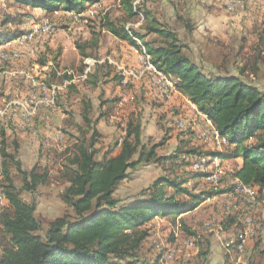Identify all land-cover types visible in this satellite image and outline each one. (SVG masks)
<instances>
[{"label":"trees","instance_id":"obj_1","mask_svg":"<svg viewBox=\"0 0 264 264\" xmlns=\"http://www.w3.org/2000/svg\"><path fill=\"white\" fill-rule=\"evenodd\" d=\"M4 1L46 12L65 10L78 14L100 0ZM122 4L129 19L142 13L148 20L145 34H157L160 40H146V35L120 27L109 18L104 27L142 50L135 37L140 39L151 57L150 62L173 81L175 88L195 104L227 140L225 149L203 151L201 147L179 145L175 151L159 155L157 148L162 142L150 141V147L145 145L142 109H133L126 118L125 134L103 159H98L96 143L102 135L94 125L96 122L85 116L87 129L78 127L80 134L73 152H69L65 163L56 170L57 181L66 185L60 198L68 208L44 228L36 215L37 200H26L22 191L34 193L41 185L49 183L50 167L38 164L25 168L18 158L16 141L13 146L9 145L7 130L0 121V188L8 201L0 212V264H159L162 251L154 259L144 258L140 253L150 235L147 223L161 216L176 222L183 214L179 219L182 228L188 235L195 236V231L185 223L186 215L208 198L235 191L240 184L264 189V90L243 78L260 71L264 29L258 34L257 55L247 57L239 73L209 72L187 52L189 45L176 29L149 10L142 12L134 0H122ZM16 20L14 15L8 14L2 25L16 23ZM183 20L188 35L192 34V19ZM23 34L21 29H0V45ZM88 132H91L89 136ZM215 158L242 159V164L230 173V178L236 182L227 190L195 191L188 186L191 180L207 179L214 173L204 167ZM152 159L164 169L165 164H169L167 169L172 172L156 177L138 198L126 201L117 197L120 185L130 177L131 170ZM203 159L207 160L204 167L192 168ZM18 176L21 187L16 182ZM232 222L235 221L232 219ZM200 253L208 257L209 246ZM238 264H264V248L257 244L247 263Z\"/></svg>","mask_w":264,"mask_h":264},{"label":"rangeland","instance_id":"obj_2","mask_svg":"<svg viewBox=\"0 0 264 264\" xmlns=\"http://www.w3.org/2000/svg\"><path fill=\"white\" fill-rule=\"evenodd\" d=\"M134 1L142 12L149 10L157 19L176 29L180 37L189 45L187 52L205 71L221 70L239 73L238 69L245 64V59L257 55L255 52L258 34L264 29V0ZM232 3L235 8L229 9ZM208 13L209 18L206 16ZM8 14L14 15L17 22L2 25ZM238 14H241L237 20L239 26H233L236 23L231 17ZM108 18L120 27L125 26L146 35V40H160L157 34H145L148 20L142 13L128 18L122 0H100L88 6L82 13L74 15L65 10L44 14L41 11L0 0V29H21L27 33L33 32L30 37L29 34L25 36V40H30L27 46L34 45L38 48L32 49V55L37 52L36 58L39 61L42 55L48 52L53 55L54 63H59L58 71L51 72V77L45 74L48 70H39L31 74L30 79L35 77L46 82L40 84L41 88L31 87L25 98L30 95L43 96L42 91L47 89L46 86L57 85L61 88L57 93L56 104L57 106L62 104V101L70 99V93L66 92L70 87L66 82L73 77V74L69 72L72 69L77 81L76 86L82 85L90 90L100 87V101L109 106L105 111L111 114L107 112L105 114L104 108L101 107H98L99 113L101 114L103 110L101 117L103 115H107L109 119L113 117L112 123L116 131H122L125 134L124 127L129 112L133 108L142 109L143 141L147 147H150L151 142H162V145L157 148L159 155L169 154L179 145L201 147L203 151L224 150V143L227 140L220 136L210 121L203 118L192 107L190 101L181 96L183 94H178L173 81L171 84L174 87L161 86L154 81L153 74L148 69V65L151 68L153 63L150 62L151 57L146 54V48L140 39L135 37L142 50L116 37L104 27ZM183 19H192L194 23L192 34L188 35ZM230 23L233 25L228 30L226 27ZM49 25L53 26L54 30L47 28ZM47 37L53 39L55 44L51 45V40H47ZM16 45L17 48H27L23 44ZM29 53L31 54V51ZM20 55V51L13 53V56L17 58ZM135 55L136 61L132 59ZM93 58L99 62L93 64L92 72L83 78L86 60ZM259 65L258 73H250L243 78L264 90V50L261 53ZM126 70H137L138 74L137 76L129 75ZM2 72L3 69L0 70V108L6 106L11 100L21 97V95L12 96L13 88L8 84L6 74H1ZM159 78L162 79V77ZM162 81L167 80L162 79ZM35 83L39 85L36 81ZM29 105L32 104L29 103ZM12 108L14 109V106ZM15 112L9 109L7 115L10 116ZM11 117L7 120L9 127ZM61 130L66 131L65 128ZM12 143L13 141L9 145L13 146ZM67 147V149L51 153L50 164L48 161L36 163V165L48 167L52 165L49 183L41 185L34 193L22 191L26 200L30 201L32 198L37 200L36 215L42 220L44 228L48 227L51 220L63 215L68 208L60 198V193L66 185L57 181L56 173V170L65 163L69 152H73L74 147H70L69 144ZM10 150H14L13 147H10ZM100 156L101 154L98 153L97 157ZM206 161L203 159L192 168H202ZM220 161L221 158H215L213 164L204 167L211 166L210 169L214 171L207 178L208 180H191L187 185L195 191L227 190L229 185L234 183L230 178V171L235 165H222ZM165 165L166 169L152 159L132 169L130 177L120 185L116 193L117 197L126 201L140 197V194L153 183L156 177L172 172L171 169H167L169 164ZM24 167L27 168L26 165ZM182 171L183 168L179 172ZM16 182L21 187L20 177ZM238 187L235 191L208 198L188 215L185 222L195 231V236L188 235L182 228L179 219L183 214L178 216L176 222L161 216L147 223L146 227H150V235L141 249L142 257L154 259L162 251L159 264L165 263L166 255L167 263L165 264H209L208 257L206 259L201 257L199 249H207L208 243L215 239L226 253V264L247 261L257 244L264 248V189H255L250 186L246 188L243 185V189H249V194H255V198H251ZM6 200L0 201V211L2 206L7 205ZM232 219L235 222H232ZM232 240L236 242L228 245ZM243 240V250L240 251L237 244ZM1 253L2 248H0V256Z\"/></svg>","mask_w":264,"mask_h":264},{"label":"crops","instance_id":"obj_3","mask_svg":"<svg viewBox=\"0 0 264 264\" xmlns=\"http://www.w3.org/2000/svg\"><path fill=\"white\" fill-rule=\"evenodd\" d=\"M208 2H213L208 0ZM31 8V7H27ZM36 11H41L44 14L46 12L40 8H31ZM76 13H73V15ZM80 14V13H78ZM209 18L210 14H206ZM241 17V14L236 15L235 17H231L232 20H235V25L230 23L226 28L230 30L231 26H239V22L237 20ZM204 26L206 24L204 23ZM226 28L224 30H226ZM30 32H26L24 30V34L20 37L6 42L3 45H0V70L3 69L1 74H6V78L8 79V84L12 86L13 90L11 91L12 96L18 97V99L11 100L6 106L0 108V119L2 120V124L7 130V135L9 138V143L11 141H16L17 143V151L18 158L22 161L23 165L27 166L28 169L33 168L38 161H48L51 163V153H54L56 150L61 151L67 149V145L70 147H74V145L78 142L79 137V129L78 127H82V129H87L88 126L85 124V116L92 119L96 124H94L99 132L101 133V137L96 143V148L99 150L101 154L99 159H103L109 149L117 143L123 135L124 132L116 131V127L112 123V118L109 119L107 115H102L99 113L100 109L98 107L104 108V111L109 106L106 103H102L100 101V87L95 90H90L88 88H84L82 85H77L76 78L74 76V71L72 69L69 70L70 73L73 74V77L70 81H67L66 84H69L70 87L66 92L70 93V99L62 101V104L57 106L56 99L57 93L60 90V86L50 85L49 94L47 95V102H42L46 100V92L42 91L43 96L40 97L30 95L31 97L25 98L26 95L29 94L30 88H41V83H45L42 79H37L33 77L30 79L32 73H37L40 71H47L45 74L50 76L51 72L58 71V62L54 63V58H52V54L45 52L41 60L38 61L36 58V54L31 55L29 52L31 49H38L34 45L27 46L30 40H25V36ZM218 34V33H217ZM45 39V38H44ZM50 38L47 37V40ZM50 44L53 45L54 40L50 39ZM62 42L61 40H58ZM16 44H23L26 47H16ZM55 44V43H54ZM58 46V45H56ZM55 46V47H56ZM15 51H20L21 55L19 58L14 57L13 53ZM60 53V52H59ZM58 53V54H59ZM131 54V52H129ZM7 57V58H5ZM5 58V60L3 59ZM133 60L136 61V55L133 56ZM99 61L96 59H88L86 60V67L84 69V77L94 68L92 65L98 63ZM6 64V65H4ZM11 70V71H10ZM10 71V72H9ZM127 71V70H126ZM59 73V72H58ZM129 75L137 76L138 71L130 70L127 71ZM24 77L28 78L25 79ZM51 80V79H50ZM35 81L39 83L36 85ZM46 85V84H45ZM46 90H48V86H46ZM107 92V91H106ZM178 94H182L179 90ZM103 93V92H102ZM160 97L162 95H159ZM185 100L189 102V99L185 95H181ZM104 100H108V98L102 97ZM124 100V99H123ZM31 103L32 105H29ZM193 108L200 113L195 104L190 102ZM54 105H56L54 107ZM63 105V106H62ZM14 106V109L12 108ZM15 110L10 118V127L9 122H7L10 116L7 115L8 110ZM134 109V108H133ZM132 109V110H133ZM131 110V111H132ZM110 115L109 111H105ZM130 113V112H129ZM201 114V113H200ZM203 118L208 120L207 116L201 114ZM8 116V117H7ZM209 121V120H208ZM124 125V124H123ZM12 127V130H10ZM65 128V130H61ZM15 131H14V130ZM91 132L87 133V136L90 135ZM55 148V149H54ZM119 150V147L116 149V152ZM66 157V156H65ZM64 157V158H65ZM222 158L221 164H234V168L239 167L242 164V159H229ZM2 158L0 155V175L2 170ZM45 164V163H43ZM213 164V162L211 163ZM210 164V165H211ZM50 168L52 167L49 166ZM210 167L206 168L208 171H213ZM232 169V171L234 170ZM230 171V172H232ZM223 172V171H222ZM208 180V179H201ZM234 183L236 180H232ZM238 182V181H237ZM7 201V200H6ZM3 207V206H2ZM1 207V208H2ZM192 212V211H191ZM187 213L186 218L191 213ZM185 218V220H186ZM186 223V222H185ZM212 242V243H211ZM208 243L209 246V255L208 261L209 264H226V253H224L223 247L219 242H216L215 239ZM203 248L199 249V252L202 251ZM204 250V249H203ZM253 253V252H252ZM2 254V253H1ZM201 257H204L201 255ZM205 259L207 257H204ZM248 261V259H247ZM247 261L243 263H247Z\"/></svg>","mask_w":264,"mask_h":264},{"label":"built area","instance_id":"obj_4","mask_svg":"<svg viewBox=\"0 0 264 264\" xmlns=\"http://www.w3.org/2000/svg\"><path fill=\"white\" fill-rule=\"evenodd\" d=\"M235 8V5L234 3H232L231 5H229V9H234ZM47 28H51V30H54V27L49 25L47 26ZM36 31V30H35ZM33 32L29 33V37L32 35ZM31 51V55H32V49L30 50ZM148 69L151 71V73L153 74V77H154V81L158 84V85H161V86H172L174 87V85H172L169 81H162L161 78H159L158 74L155 73L154 70H152L149 65H148ZM127 77V76H125ZM49 90H50V86H48V90H43V92H46V100L45 101H42V102H47V95L49 94ZM31 97V96H30ZM48 103V102H47ZM56 105H54L55 107ZM214 179V178H213ZM213 179H210V180H213ZM1 180V178H0ZM240 190L246 192L247 194H249V189H243V184H240L239 187ZM251 196V198H255V194H249ZM4 200V193L0 194V201ZM1 212V211H0ZM243 241H240V244L243 243ZM165 263H167V255H166V260H165ZM163 263V264H165Z\"/></svg>","mask_w":264,"mask_h":264},{"label":"bare ground","instance_id":"obj_5","mask_svg":"<svg viewBox=\"0 0 264 264\" xmlns=\"http://www.w3.org/2000/svg\"><path fill=\"white\" fill-rule=\"evenodd\" d=\"M151 69L152 70H154L155 71V73H157L158 74V76L159 77H162V79H164V80H170L162 71H160V70H158L157 68H156V66L155 65H153V64H151ZM161 79V80H162ZM170 83H172V81L170 80L169 81ZM245 186V185H244ZM246 188H247V186H246ZM2 194V193H1ZM4 199H6V197H5V195H4ZM2 209V208H1ZM236 242V240H232L230 243H228V245H232V244H234ZM243 243H241L240 244V242L237 244V248L240 250V251H242L243 250ZM164 261V260H163ZM164 263V262H163Z\"/></svg>","mask_w":264,"mask_h":264}]
</instances>
